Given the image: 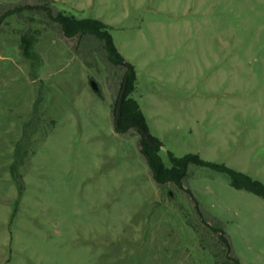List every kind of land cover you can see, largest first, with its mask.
<instances>
[{
    "label": "rangeland",
    "instance_id": "rangeland-1",
    "mask_svg": "<svg viewBox=\"0 0 264 264\" xmlns=\"http://www.w3.org/2000/svg\"><path fill=\"white\" fill-rule=\"evenodd\" d=\"M0 264H264V0H0Z\"/></svg>",
    "mask_w": 264,
    "mask_h": 264
},
{
    "label": "trees",
    "instance_id": "trees-1",
    "mask_svg": "<svg viewBox=\"0 0 264 264\" xmlns=\"http://www.w3.org/2000/svg\"><path fill=\"white\" fill-rule=\"evenodd\" d=\"M43 10L46 11V13L48 14L49 17H52V14H51L50 10L45 9V8H43ZM17 11H21V10H17ZM82 32L95 36L103 44L104 49L108 53V60L113 65L123 66V67L126 68L125 74L123 76V81H122V86L121 87H123L125 82H130V80L132 79L133 74H134L133 70H132V67L129 66L128 64L124 63V61L122 59H118L116 56L113 55L111 44H110L108 38L103 36V35H101V34H99V33H97V32H93V31L83 30ZM117 107H118V101L116 102L115 109ZM142 140H143V142H146V139L143 136H142ZM141 151H142V154H143L144 158L146 159L151 171L153 172V176H154L155 180L157 182H162L161 178L159 177V174H158V171L156 169V166L153 164L151 156L145 151L144 147H142ZM176 184L182 186V184H181V182L179 180L176 181ZM221 241H222V243L224 245H227V241L224 238H222Z\"/></svg>",
    "mask_w": 264,
    "mask_h": 264
},
{
    "label": "water",
    "instance_id": "water-1",
    "mask_svg": "<svg viewBox=\"0 0 264 264\" xmlns=\"http://www.w3.org/2000/svg\"><path fill=\"white\" fill-rule=\"evenodd\" d=\"M92 87L94 90H97V85L95 82H92ZM126 87H127V82L125 83L124 85V88H123V91L120 95V99H119V103H118V109H117V119H116V125L118 126V122L121 118V115H122V107H123V99H124V94H125V90H126ZM140 130H141V133L143 135V137L149 141L150 143H152L146 129H144L143 127H140Z\"/></svg>",
    "mask_w": 264,
    "mask_h": 264
}]
</instances>
